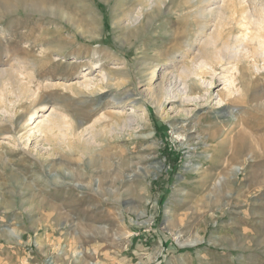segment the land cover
I'll use <instances>...</instances> for the list:
<instances>
[{
	"label": "rangeland",
	"instance_id": "rangeland-1",
	"mask_svg": "<svg viewBox=\"0 0 264 264\" xmlns=\"http://www.w3.org/2000/svg\"><path fill=\"white\" fill-rule=\"evenodd\" d=\"M131 1L0 0V68L36 73L33 97L10 89V112L0 102V264H264V69L245 81L249 108L217 103L218 76L182 104L175 72L212 19L158 9L128 31L114 14ZM29 22L50 33L29 34ZM236 24L221 30L231 45ZM53 109L79 130L109 116L96 171L98 150L68 163L77 150L13 140ZM125 115L132 126L109 134Z\"/></svg>",
	"mask_w": 264,
	"mask_h": 264
},
{
	"label": "bare ground",
	"instance_id": "bare-ground-1",
	"mask_svg": "<svg viewBox=\"0 0 264 264\" xmlns=\"http://www.w3.org/2000/svg\"><path fill=\"white\" fill-rule=\"evenodd\" d=\"M231 1L233 4L229 3ZM171 2L172 0H133L130 7L123 14L116 12L114 18L121 25L122 29H128L129 31L136 28L150 27L153 22L151 15L158 9H168V12L172 14L182 12L184 15L186 14V9H190L189 12L198 9L202 16L209 18V20L212 19L210 20L212 24L207 23V28L210 31L207 28L202 30L201 34L196 36L192 42L187 43V51L192 50L194 54L190 57L187 51L184 53V61L180 64L178 71L175 72L178 77V89L174 93L172 92V97L177 98L182 104L191 100L194 101L195 99L192 97L197 92L195 91L194 84H197L199 93L203 90L209 91V86H212L216 82L215 77L218 76L224 83L225 90L219 92L217 103L223 105L234 102L239 104V107L249 108L245 81L247 82L250 76L249 72L260 73L264 69V1L200 0V4L195 7L192 3L195 0H190V4L184 3L183 5H178L177 9L168 6ZM32 5L34 6V4ZM250 5L253 6V9ZM238 6L241 7L239 10L240 14H238L239 19L235 16L237 12L236 7ZM34 7L38 8L37 6ZM228 9H230V14ZM235 23H237L236 25L239 24V26L242 25V31L235 36V43L231 45L227 40L222 39L221 30L229 26V24L234 27ZM25 27L28 29L29 34L33 33L36 30L35 28H41L43 34L50 33L49 27L37 22H29ZM98 36L94 37V39L99 38ZM106 38L102 40L106 41ZM35 40H39V38H35ZM220 42H222L221 45ZM63 49V47H60V51ZM43 57H46V54ZM39 60L43 63L41 58ZM19 63H25V60H19ZM170 65L174 67V61L170 62ZM221 68L222 70L218 72ZM20 74L22 72L13 67L7 69L0 68V79L2 80L0 81V102L3 103L4 109L7 112L9 111V106L13 104L8 99V95L11 92L10 89L18 97L21 96L22 99L25 96L31 98L35 95V89H33L32 84L34 83V79H36V73L33 70L29 74L27 73L25 80L21 79L22 77L20 78ZM102 78L106 81L108 80L109 75L106 71L102 72ZM204 83L207 84L206 88L202 86ZM230 112L232 113L233 111ZM227 113L229 112L227 111ZM235 116V122L244 123L243 115L235 114ZM67 117L68 115L56 109H53L48 114H31V124L35 122V125L29 128L25 136H12L13 140L18 145L23 144L27 147L32 136H34L36 143L40 142L51 146L55 142L63 144L67 149L77 150L75 154L64 158L68 163L83 159L88 151L98 150L97 154L92 153L93 156L90 159V165H88L92 167L93 171H96L99 167L97 157L103 158L106 155V152L103 150V143L97 140L99 135L105 132V128H100L98 125L109 116L102 115L92 123L86 124L82 130L78 129L79 123L67 120ZM131 121L132 119L125 115L120 122L113 123L109 134L112 135V132L116 128L119 131H127L132 126ZM36 152L38 153V151ZM71 177H76L78 180L85 179L80 171L72 172ZM99 178L101 184L103 177ZM90 192L89 190L88 194ZM98 192H102L101 188Z\"/></svg>",
	"mask_w": 264,
	"mask_h": 264
}]
</instances>
